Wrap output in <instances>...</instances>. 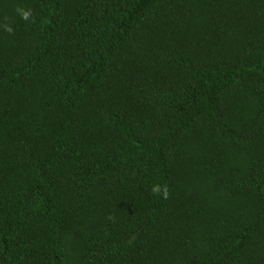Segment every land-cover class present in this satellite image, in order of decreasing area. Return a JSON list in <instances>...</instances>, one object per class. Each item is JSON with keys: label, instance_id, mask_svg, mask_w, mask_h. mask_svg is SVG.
Here are the masks:
<instances>
[{"label": "trees", "instance_id": "obj_1", "mask_svg": "<svg viewBox=\"0 0 264 264\" xmlns=\"http://www.w3.org/2000/svg\"><path fill=\"white\" fill-rule=\"evenodd\" d=\"M0 264H264V0H0Z\"/></svg>", "mask_w": 264, "mask_h": 264}, {"label": "clouds", "instance_id": "obj_2", "mask_svg": "<svg viewBox=\"0 0 264 264\" xmlns=\"http://www.w3.org/2000/svg\"><path fill=\"white\" fill-rule=\"evenodd\" d=\"M28 14L27 13H24V16L26 17Z\"/></svg>", "mask_w": 264, "mask_h": 264}]
</instances>
